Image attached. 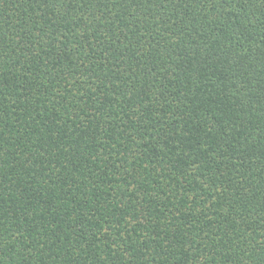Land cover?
<instances>
[{
	"label": "trees",
	"instance_id": "obj_1",
	"mask_svg": "<svg viewBox=\"0 0 264 264\" xmlns=\"http://www.w3.org/2000/svg\"><path fill=\"white\" fill-rule=\"evenodd\" d=\"M0 264H264V0H0Z\"/></svg>",
	"mask_w": 264,
	"mask_h": 264
}]
</instances>
